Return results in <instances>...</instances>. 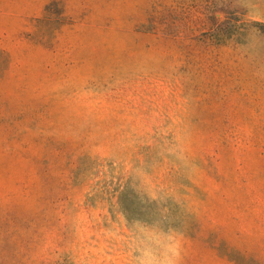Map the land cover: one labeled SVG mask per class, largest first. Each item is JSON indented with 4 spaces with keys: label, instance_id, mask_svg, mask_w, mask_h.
I'll return each mask as SVG.
<instances>
[{
    "label": "rangeland",
    "instance_id": "obj_1",
    "mask_svg": "<svg viewBox=\"0 0 264 264\" xmlns=\"http://www.w3.org/2000/svg\"><path fill=\"white\" fill-rule=\"evenodd\" d=\"M0 264H264V0H0Z\"/></svg>",
    "mask_w": 264,
    "mask_h": 264
}]
</instances>
